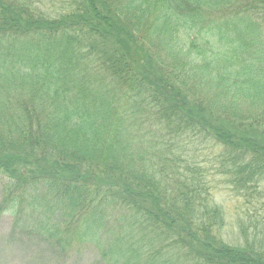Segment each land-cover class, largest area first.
Here are the masks:
<instances>
[{
    "label": "trees",
    "instance_id": "trees-1",
    "mask_svg": "<svg viewBox=\"0 0 264 264\" xmlns=\"http://www.w3.org/2000/svg\"><path fill=\"white\" fill-rule=\"evenodd\" d=\"M0 177L61 251L264 264V0H0Z\"/></svg>",
    "mask_w": 264,
    "mask_h": 264
},
{
    "label": "rangeland",
    "instance_id": "rangeland-1",
    "mask_svg": "<svg viewBox=\"0 0 264 264\" xmlns=\"http://www.w3.org/2000/svg\"><path fill=\"white\" fill-rule=\"evenodd\" d=\"M110 97L112 96L109 95ZM109 96H104L109 100ZM200 147L198 150H203ZM208 151L205 152L207 154ZM218 184L213 180L210 184L216 202L221 205L225 212L229 214L228 227L223 232V238L229 239L233 244L241 242V231L236 221V210L240 205L241 200L234 196L222 184L221 178L217 177ZM217 186L216 189L215 186ZM3 180L0 177V201L2 194ZM251 214L250 217H252ZM262 215V214H261ZM26 216V215H25ZM27 217V216H26ZM31 220L43 218L42 214L29 216ZM263 218V217H261ZM57 220L58 217H52ZM29 220V221H31ZM33 226V223L30 222ZM244 227L248 228V223L245 219ZM250 233V232H249ZM237 239L238 241H234ZM0 264H105L96 248L90 242L75 243L68 250L61 251L47 238L38 235H31L30 229H22L14 227V218L9 213L0 215Z\"/></svg>",
    "mask_w": 264,
    "mask_h": 264
}]
</instances>
